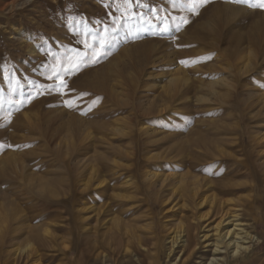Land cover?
<instances>
[{
	"label": "rangeland",
	"instance_id": "1",
	"mask_svg": "<svg viewBox=\"0 0 264 264\" xmlns=\"http://www.w3.org/2000/svg\"><path fill=\"white\" fill-rule=\"evenodd\" d=\"M190 4L0 0V219L17 214L16 242L33 229L54 235L55 249L36 245L38 264H76L78 238L113 232V218L147 249L135 244L123 260L103 246L106 264H172L165 239L179 222L201 245L229 205L258 240L236 264H264V11L207 0L194 14ZM97 171L108 188L78 198ZM193 190L229 204L218 215L204 204L198 223L178 214L179 193Z\"/></svg>",
	"mask_w": 264,
	"mask_h": 264
},
{
	"label": "bare ground",
	"instance_id": "2",
	"mask_svg": "<svg viewBox=\"0 0 264 264\" xmlns=\"http://www.w3.org/2000/svg\"><path fill=\"white\" fill-rule=\"evenodd\" d=\"M248 68L249 67H246L247 71ZM118 169V171L113 172L114 174L111 181L118 182L119 179H122V175H119L122 169H120L119 167ZM145 176L147 179L152 181L157 177V174L147 172ZM106 177L107 174L97 171L94 172L92 176L95 181H80V183L82 184L81 186H79L81 190H78V198L82 199L88 192L92 194H98L101 190H105L106 188H108V186L102 188L106 183ZM126 183H129V181H127ZM114 189L117 190L118 188L115 187ZM179 195L180 196L178 197L182 198L184 200V203L181 205L178 214H182L187 211L186 214H191L192 220L197 221L198 223L202 222L207 217L205 215L199 216L197 218L195 217L197 215V213L195 212L202 209L204 204H208L210 206V210H213V212L217 215L220 214V208L222 205L229 204V201L223 204L221 203V201H215V198L209 199L205 198V196L198 200L200 197L197 190H193L192 195L187 197V199H185L184 195H181V192L179 193ZM120 201L124 202V200ZM60 202L61 201L58 200V206L60 205ZM176 207L177 205L172 208V210H174ZM228 208H230V210L221 212L217 221L213 222L211 226L212 229L210 228L211 230H208L207 232L205 231L203 233L202 237L200 238L202 239L201 245L196 242L191 225H189L188 222H179V226H176L175 229H173L169 233L167 239H165L166 241L169 240V242L167 243V256L170 257L172 254H175V259L172 261V264H191L194 262V260H197V262H194V264H202L205 261L206 264H236L240 259H245L251 253L252 245L255 244L258 240L256 236L251 235L248 229L245 228V225L240 221V216L238 215V213L231 209V205H229ZM0 209L2 210V213H6V209L2 205H0ZM1 215L3 218L0 219V248H3L6 245L7 240L11 241V244H8V246L14 247L13 250H9V252H6L7 254L5 260L8 263L38 264L42 262L43 259L41 257L43 256L37 249L36 245L42 247L47 246L46 248L51 245L52 250L56 248L54 244H50L52 242H46L47 238H49L50 241H56V239L53 237L54 235H52V233H50L48 229H44L42 231V234L40 229H33L29 233L28 238L23 243L16 242L19 241L22 235L15 231L9 233L8 231L13 228V222L16 219L17 214L13 210H11L8 211L6 215ZM121 220L118 218H113L110 222H113L114 231L111 232L109 230L110 232L104 233L102 237L97 234L95 238H89L85 240L80 236L78 238L76 248L75 250H73L74 254L76 255V258H73V262H76V264H106L108 262L107 258L109 256H105V252L103 251L100 252V249L103 248V246L110 247L114 252H121L122 255H124L123 260H127L130 258L129 254L135 244L146 250L147 246L144 243L143 236L139 235L135 231L129 230L130 226ZM90 234V232L87 233V235ZM59 239L60 238H58V241ZM61 240L62 241L59 242V244H62V247L66 245L64 248H62V250L65 254H67V250H69L66 244L67 241L63 239ZM198 249L199 252H197ZM205 249H209V251H206ZM177 250H179L178 253L176 252ZM199 254H201L200 257H198ZM140 256L136 255L134 257L137 263L156 264L154 258H150V260L147 262L142 261ZM48 259L49 257L47 258V260ZM198 260H201V262H198Z\"/></svg>",
	"mask_w": 264,
	"mask_h": 264
},
{
	"label": "snow or ice",
	"instance_id": "3",
	"mask_svg": "<svg viewBox=\"0 0 264 264\" xmlns=\"http://www.w3.org/2000/svg\"><path fill=\"white\" fill-rule=\"evenodd\" d=\"M207 0H191V4H190V10L193 11L194 14H197L196 13V6L198 4H203V3H206ZM236 3L238 4H244V3H247L248 4V7L250 8H258L259 10L261 11H264V0H258V3H251L250 0H236ZM188 21L185 20L184 23H187ZM164 31L166 32L167 29H164ZM181 63H186L184 61H181ZM53 77L49 76V79H52ZM57 79H59V75L57 74L56 76ZM61 86L62 87H66L67 85L64 84L63 81H61ZM29 99H31V97H29ZM68 106L71 107V103L68 102Z\"/></svg>",
	"mask_w": 264,
	"mask_h": 264
}]
</instances>
